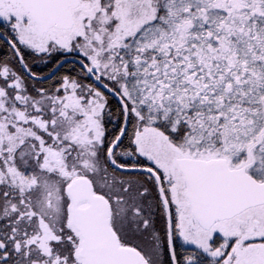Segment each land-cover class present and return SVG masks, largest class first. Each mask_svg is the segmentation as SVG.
<instances>
[{"label": "snow or ice", "instance_id": "6c2138e0", "mask_svg": "<svg viewBox=\"0 0 264 264\" xmlns=\"http://www.w3.org/2000/svg\"><path fill=\"white\" fill-rule=\"evenodd\" d=\"M0 264H264V0H0Z\"/></svg>", "mask_w": 264, "mask_h": 264}]
</instances>
